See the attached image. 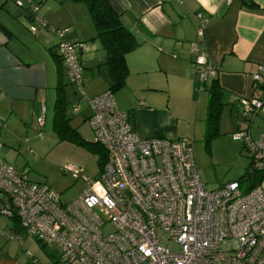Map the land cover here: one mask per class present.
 <instances>
[{
    "label": "built area",
    "instance_id": "1",
    "mask_svg": "<svg viewBox=\"0 0 264 264\" xmlns=\"http://www.w3.org/2000/svg\"><path fill=\"white\" fill-rule=\"evenodd\" d=\"M13 3L28 10L31 33L43 27L58 36L55 53L69 82L85 98L78 55L83 42L66 39L67 27L50 26L38 13L39 2ZM197 17L201 36L205 22ZM190 51L201 91L217 67L199 42L191 43ZM252 79L257 97L238 99L247 124L264 119V66H258ZM86 100L90 114L84 120L105 151L96 179L83 176L85 190L62 203L45 182L31 180L0 159V194L9 203L0 206L1 214L17 217L23 230L54 252L61 264H264L260 184L248 192L237 181L207 190L196 171L193 140L138 136L109 90ZM44 118L43 109L41 127ZM232 138L245 145L251 168L264 172V132L252 139L247 127L232 132ZM63 170L73 176L80 172L72 165ZM13 237L22 243L20 236Z\"/></svg>",
    "mask_w": 264,
    "mask_h": 264
},
{
    "label": "crops",
    "instance_id": "2",
    "mask_svg": "<svg viewBox=\"0 0 264 264\" xmlns=\"http://www.w3.org/2000/svg\"><path fill=\"white\" fill-rule=\"evenodd\" d=\"M35 1L40 3L38 13L50 26L67 27L66 39L83 42L78 55L85 99L108 90L105 51L94 39L95 29L85 5L70 0ZM12 2L0 0V126H5V131L14 128L9 124L11 118L21 123L27 104L33 110L36 104L52 101L53 109L55 83L50 85V78L56 76V66L51 52L58 43L56 34L43 27L35 33L34 42L28 41L29 12ZM108 2L139 42L125 55V84L113 93L118 109L130 116L138 136H187L188 129L181 125L183 117L174 109L176 96L185 98L189 106L183 124L190 127L193 121L195 125L202 97L190 51L193 42L205 48L209 62L217 67L204 90L213 80L223 89L220 130L232 133L248 127L252 139L264 132V119L256 117L247 124L238 106L239 98L258 95L252 86V74L259 65L264 66V0H254V7L240 0H208L207 8L200 0ZM215 5H219L215 12L210 11ZM198 14L205 22L201 36L197 32ZM22 126L26 128L24 122ZM0 144V153L6 159L9 151ZM260 185L264 188V179ZM5 230L8 237L16 234L12 224ZM21 244L0 241V264H32L21 254Z\"/></svg>",
    "mask_w": 264,
    "mask_h": 264
},
{
    "label": "rangeland",
    "instance_id": "3",
    "mask_svg": "<svg viewBox=\"0 0 264 264\" xmlns=\"http://www.w3.org/2000/svg\"><path fill=\"white\" fill-rule=\"evenodd\" d=\"M12 1L10 0V2ZM28 32L30 33L28 34V41L32 40L34 42L35 34ZM50 79V85L56 83V76ZM62 79L65 100L64 113L66 118L69 119L70 126L75 128L82 139L94 142L95 134L84 120V117L90 114L87 100L81 98V95L75 86L69 83V79L65 74ZM95 87H98L97 84H95ZM199 92L202 99L198 102L199 111L194 126L193 121L190 127L189 124H183L189 115V106L186 99L176 96L173 99V105L175 111L183 117L181 118L182 127L188 129L185 134L187 135L186 138L193 140L192 155L197 174L204 183L205 188L213 190L223 184L237 180L248 166L250 156L247 149L241 145L242 143L232 138V133H224L220 128L219 134L210 141L209 147H205L203 132L206 112L205 103L208 94L206 90ZM75 105H78L77 112L74 111ZM43 107L45 108V118L44 125L41 127L38 124V118L41 116ZM194 109L195 107H193L192 113ZM52 117V101L47 104H36L33 110L32 105L27 104L21 114V123L11 118L9 124L14 128L5 131V126H0L2 138H7L8 135L6 140L0 138V143H3L2 148L9 151L7 160L1 153L0 159L16 166L20 171L27 174L31 180L45 182L59 193L62 203H68L85 190L86 182L83 176L88 174L91 179H96L98 176V170L100 169L98 154L67 138L61 139L52 128ZM23 122L26 128L22 126ZM67 165L75 166L80 170L79 174L73 176V173L65 172L63 167ZM6 201L7 199L0 194V206L9 205ZM12 223L11 218L0 213V241L11 240L21 244L17 239L4 235L8 233L5 230L6 227ZM20 238L22 241L21 254L30 263L61 264L56 260L54 252L45 249L41 242L28 235L24 230L20 231Z\"/></svg>",
    "mask_w": 264,
    "mask_h": 264
},
{
    "label": "trees",
    "instance_id": "4",
    "mask_svg": "<svg viewBox=\"0 0 264 264\" xmlns=\"http://www.w3.org/2000/svg\"><path fill=\"white\" fill-rule=\"evenodd\" d=\"M75 3L85 5L89 18L95 29L94 39H97L105 51V60L103 64L107 70L108 90L114 93L125 84L127 76V66L125 55L133 50L139 42L134 34L123 24L121 16L114 11L108 0H70ZM241 4H246L251 7L255 6L254 0H240ZM56 66V83H55V98L52 109V128L61 139H69L79 145H82L87 150L98 154V165L101 167L105 160V151L103 147L96 141L89 142L80 137L75 128L69 124V119L64 113V90H63V75L65 70L61 60L51 52ZM70 83V82H69ZM71 84V83H70ZM207 90V105L204 117V132L203 142L206 148L209 147L210 141L219 134V124L221 118V110L223 107L222 93L223 89L218 84L217 80H213ZM257 91V90H255ZM254 97H257L254 96ZM243 144V143H242ZM243 147L245 145L243 144ZM264 179V172L254 171L250 162L244 173L234 181L239 182L243 192H248L255 186L259 185ZM11 218V217H10ZM12 230L15 231V236L18 232L23 231L17 217H12ZM39 242V241H38ZM45 248V246L42 244ZM46 249V248H45ZM53 255V253H51ZM56 257V256H55ZM56 260L58 261L57 257ZM55 261V263H57Z\"/></svg>",
    "mask_w": 264,
    "mask_h": 264
},
{
    "label": "clouds",
    "instance_id": "5",
    "mask_svg": "<svg viewBox=\"0 0 264 264\" xmlns=\"http://www.w3.org/2000/svg\"><path fill=\"white\" fill-rule=\"evenodd\" d=\"M200 3L203 4L206 8L208 6V0H200ZM219 5L213 6L210 11L215 12L216 8H218Z\"/></svg>",
    "mask_w": 264,
    "mask_h": 264
}]
</instances>
